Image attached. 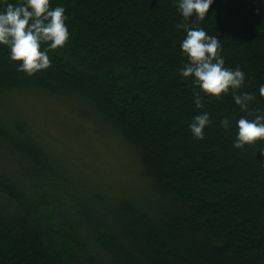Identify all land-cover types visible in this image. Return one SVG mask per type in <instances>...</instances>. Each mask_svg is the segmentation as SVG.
<instances>
[{"label":"trees","instance_id":"obj_1","mask_svg":"<svg viewBox=\"0 0 264 264\" xmlns=\"http://www.w3.org/2000/svg\"><path fill=\"white\" fill-rule=\"evenodd\" d=\"M37 102L112 131L139 187ZM0 264H264V0H0Z\"/></svg>","mask_w":264,"mask_h":264},{"label":"rangeland","instance_id":"obj_2","mask_svg":"<svg viewBox=\"0 0 264 264\" xmlns=\"http://www.w3.org/2000/svg\"><path fill=\"white\" fill-rule=\"evenodd\" d=\"M54 104L48 108L42 102H37L32 109L33 103H28L23 107L21 105V111H29L28 116L38 126L36 128L32 123L34 129L42 134L64 136L66 140L69 137L68 142L58 145L57 151L67 152L72 161L81 157L88 164H84L86 168L103 176L112 188L134 191L139 187L138 165L134 154L122 140L97 122L82 121L63 106H59V110L53 108ZM66 126L67 132L64 128ZM82 171L88 172L85 169Z\"/></svg>","mask_w":264,"mask_h":264}]
</instances>
